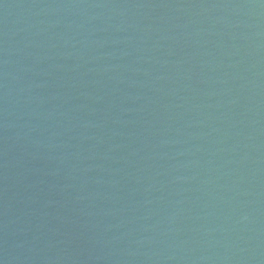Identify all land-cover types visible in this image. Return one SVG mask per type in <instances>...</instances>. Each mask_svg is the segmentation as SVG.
<instances>
[{"label":"water","instance_id":"95a60500","mask_svg":"<svg viewBox=\"0 0 264 264\" xmlns=\"http://www.w3.org/2000/svg\"><path fill=\"white\" fill-rule=\"evenodd\" d=\"M0 264H264V0H0Z\"/></svg>","mask_w":264,"mask_h":264}]
</instances>
